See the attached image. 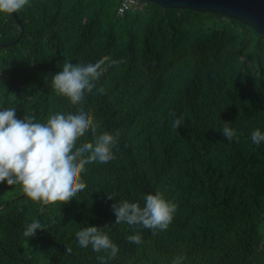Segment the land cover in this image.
<instances>
[{"label": "trees", "instance_id": "16d2710c", "mask_svg": "<svg viewBox=\"0 0 264 264\" xmlns=\"http://www.w3.org/2000/svg\"><path fill=\"white\" fill-rule=\"evenodd\" d=\"M121 1L28 0L17 11L24 35L0 46V107L46 123L86 105L97 134L117 137L113 159L86 164V187L71 197L32 200L20 183H0L18 197L0 196V264H99L105 253L76 240L86 224H109L118 246L109 264H171L175 256L264 264V142L251 140L253 129L264 131V35L218 13L145 0L121 14ZM20 31L12 13L0 14V43ZM100 56L119 63L84 101L52 87L63 63ZM224 121L236 130L232 140L220 132ZM90 140L91 132L81 137ZM157 191L177 205L166 230L114 223L115 201L143 206ZM35 219L48 226L25 237ZM134 232L140 244L127 240Z\"/></svg>", "mask_w": 264, "mask_h": 264}, {"label": "clouds", "instance_id": "9594fccd", "mask_svg": "<svg viewBox=\"0 0 264 264\" xmlns=\"http://www.w3.org/2000/svg\"><path fill=\"white\" fill-rule=\"evenodd\" d=\"M28 0H0V14L22 9ZM108 62V63H106ZM108 56L96 59L68 60L52 75L51 84L58 94L71 95L76 101H84L90 90L96 89L99 78L110 64ZM99 91L103 92V88ZM14 107H0V183H20L24 193L32 200H53L71 197L86 187L81 173L92 162L106 163L113 159V147L117 137L111 132L97 134V123L91 107L61 109L49 115L46 123L32 116L17 118ZM182 125V117L173 120V127ZM91 132L92 140L81 142L83 134ZM220 132L227 140L236 136L231 122L223 123ZM251 140L260 145L264 131L255 128ZM108 199H112L108 195ZM143 206L127 199L115 201L112 210L114 223L124 222L156 230H166L171 223L177 205L163 193H147ZM48 226L40 219L29 223L23 235L32 237L40 228ZM109 224L102 226L86 224L75 233L81 248L91 246L99 264H109L118 253L117 244L110 238ZM127 240L140 244L139 232L128 235ZM183 256L173 257L171 264H182Z\"/></svg>", "mask_w": 264, "mask_h": 264}, {"label": "water", "instance_id": "95a60500", "mask_svg": "<svg viewBox=\"0 0 264 264\" xmlns=\"http://www.w3.org/2000/svg\"><path fill=\"white\" fill-rule=\"evenodd\" d=\"M156 3L163 8L190 9L198 12H212L241 21L252 29L264 35V0H145ZM13 17L21 27L18 37L11 41L0 43V46L16 44L25 33L17 11ZM15 78L12 85L15 82ZM18 198V197H15Z\"/></svg>", "mask_w": 264, "mask_h": 264}, {"label": "built area", "instance_id": "2783aa9c", "mask_svg": "<svg viewBox=\"0 0 264 264\" xmlns=\"http://www.w3.org/2000/svg\"><path fill=\"white\" fill-rule=\"evenodd\" d=\"M138 4V0H122L118 8L119 13H124L129 9H134Z\"/></svg>", "mask_w": 264, "mask_h": 264}, {"label": "rangeland", "instance_id": "374dc122", "mask_svg": "<svg viewBox=\"0 0 264 264\" xmlns=\"http://www.w3.org/2000/svg\"><path fill=\"white\" fill-rule=\"evenodd\" d=\"M0 196H3L5 198H15V197H17L16 196V191L2 189L1 186H0ZM47 210H49V208H47Z\"/></svg>", "mask_w": 264, "mask_h": 264}]
</instances>
